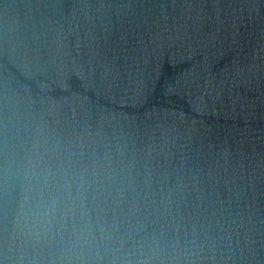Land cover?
Returning a JSON list of instances; mask_svg holds the SVG:
<instances>
[{
  "label": "water",
  "instance_id": "1",
  "mask_svg": "<svg viewBox=\"0 0 264 264\" xmlns=\"http://www.w3.org/2000/svg\"><path fill=\"white\" fill-rule=\"evenodd\" d=\"M4 93L122 169L149 231L264 264V0H0Z\"/></svg>",
  "mask_w": 264,
  "mask_h": 264
},
{
  "label": "clouds",
  "instance_id": "2",
  "mask_svg": "<svg viewBox=\"0 0 264 264\" xmlns=\"http://www.w3.org/2000/svg\"><path fill=\"white\" fill-rule=\"evenodd\" d=\"M128 184L31 103L0 94V264H217L125 210Z\"/></svg>",
  "mask_w": 264,
  "mask_h": 264
}]
</instances>
